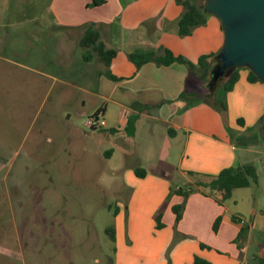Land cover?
I'll return each mask as SVG.
<instances>
[{
    "label": "rangeland",
    "instance_id": "1",
    "mask_svg": "<svg viewBox=\"0 0 264 264\" xmlns=\"http://www.w3.org/2000/svg\"><path fill=\"white\" fill-rule=\"evenodd\" d=\"M60 2L0 0V264H131L136 258L133 253L129 262L127 231L118 241L105 233L117 224L127 228V207L140 182L125 171L143 168L171 189L191 181L178 172L179 153L163 142L164 128L152 140L145 128L134 140L110 134V128L122 124L123 111L86 93L82 69L96 72L102 66L95 57L88 65L81 62L73 43L77 36L57 22L65 8ZM217 89L218 99L207 101H224ZM206 92L204 85L200 93ZM196 100L209 106L198 97L185 99ZM101 106H107L100 117L104 126L91 130L85 124ZM251 141L231 137L238 153ZM257 161L258 184L234 191L223 202L232 211L241 210L248 227L254 216L264 215V163ZM141 188L148 191L134 204L135 218L139 226H148L146 217L153 210L164 214L170 200L150 193L149 186ZM249 252L264 257V217L250 233Z\"/></svg>",
    "mask_w": 264,
    "mask_h": 264
},
{
    "label": "crops",
    "instance_id": "2",
    "mask_svg": "<svg viewBox=\"0 0 264 264\" xmlns=\"http://www.w3.org/2000/svg\"><path fill=\"white\" fill-rule=\"evenodd\" d=\"M63 1L65 8L58 12L57 22L64 26V31L77 36L73 43L81 51V62L89 64L79 47L87 25L99 32L100 41L107 49L116 50L109 66L116 81L100 75L103 67L96 72L85 67L81 72L82 79L88 82V95L111 102L123 111L122 124L109 130L112 136L118 135L119 140H134L145 128L146 137L152 140L158 129L164 128L163 142L179 153L178 172L183 176L188 172L215 176L225 168L249 163L255 166L257 160L264 163V145L256 139L258 122L264 116V84L250 81L248 70L239 69L233 88L224 94L226 110L218 112L198 100L179 99L183 91L189 96L204 87L205 81L201 80L202 74L197 67L190 72L185 65L178 63L166 67L148 63L136 69L127 58L135 51L163 49L195 65L201 56L218 53L222 46L223 33L217 19L207 16L204 26L194 29L189 36L180 37L177 20L182 7L176 0H104L96 7L88 6L92 0H75L74 4L61 0L59 5ZM223 82L218 87L221 88ZM98 109L103 111V116L107 106ZM130 115H138V120L134 135L127 137L123 128ZM232 134L251 139L252 146L242 148L238 153L239 149L231 143ZM148 140L147 143L151 144ZM164 150L167 154V148ZM112 155L113 151L107 154L108 157ZM249 157L252 162L244 160ZM134 169L130 167L125 171V174L130 172L133 181L140 182L127 207V228L120 224L115 228V241L122 239L123 231L130 235L129 262L133 253L136 258L131 264H194L195 258L209 264H256L254 258L257 256L249 252V239L257 219L261 220L263 214L258 218L254 216L253 224L248 227L241 210L232 211L224 203L220 205L200 193L189 195L185 201L181 196L171 195L164 214L155 210L150 213V210V221L146 217L148 226H139L134 204L148 191L145 192L142 185L152 188L150 193L154 195L160 192L159 198L163 201L168 197L170 185L143 168L140 169L144 170V176L139 178ZM231 198L232 195L228 200ZM233 200L231 202L237 208L238 201ZM181 202L184 203L183 212L180 220L175 222L172 207ZM157 214L160 215V228H156ZM121 217L122 213H118L117 221ZM217 217L223 220L214 233L212 225ZM232 218L240 223H233ZM241 225L247 226L244 239H238Z\"/></svg>",
    "mask_w": 264,
    "mask_h": 264
},
{
    "label": "trees",
    "instance_id": "3",
    "mask_svg": "<svg viewBox=\"0 0 264 264\" xmlns=\"http://www.w3.org/2000/svg\"><path fill=\"white\" fill-rule=\"evenodd\" d=\"M104 0H92L88 5L90 7H96L103 4ZM176 2L182 7V11L177 20L178 26V35L180 37L189 36L194 29L204 26L206 24L207 15H205L202 11V1L201 3H193L189 0H176ZM79 47L84 52V60L89 61L92 57H95L96 61L102 65L103 69L100 72V75L104 76L107 80L116 81L117 78L114 77L109 71V66L112 58L116 55L115 49H107L100 41L99 32L94 29L91 25H87L85 30L79 40ZM91 54L88 55V52ZM86 55V56H85ZM88 55V56H87ZM217 53H213L210 55L201 56L197 63L194 65L193 63L187 61L183 57L174 56L168 50H160V51H135L129 53L127 58L130 63L134 65L136 69L141 68L143 65L152 63L156 66H169L174 63L185 65L188 70L191 72L193 68L197 67L201 72V80L205 81V87L207 92L203 94L200 92H195L193 95H187L186 91H183L179 99L185 100L187 97H195L199 98V100L207 102L212 108L217 110L218 112H224L226 110V105L224 101H220L218 104L211 105L209 101L206 99L208 97L213 96L216 100L219 97V93H216L218 88V84L223 81L224 78L219 79L216 85L213 88L208 87V83L210 81V72L215 65V57ZM246 69V68H243ZM247 70V69H246ZM239 69H235L228 77L225 78L221 89L223 94L231 91L235 82L237 81ZM249 72V71H248ZM248 78L250 81H258L260 82L255 75L249 72ZM199 102V101H198ZM202 103V102H199ZM216 103V102H215ZM189 107V106H187ZM102 110L98 109L93 113L90 119L93 120V125L90 127L91 130H100V126L98 125V121L102 116ZM138 120V115H130L127 118L126 125L123 128V133L127 137H132L135 132V124ZM264 121V116L260 119L257 125V129ZM256 129V139L257 141L264 145V143L259 139L258 131ZM247 139L248 138H241ZM252 142V141H251ZM134 173L139 178L144 176V170L140 168H135ZM188 178L190 179V184L185 188H176L169 189L168 197L171 195H178L183 197L184 201L188 198L189 195L193 193H200L212 200L216 203L222 205L225 200H228L232 192L236 189L249 188L250 186H256L258 184V177L256 174V170L253 164H243L236 168H225L220 173L215 176H207L201 175L197 173L188 172ZM183 204L175 205L172 207V211L175 215V222H178L181 218L183 212ZM160 215L157 214L155 216V220L157 223L156 228H160L161 225L158 223L160 220ZM223 218L217 217L212 225V231L214 233L217 232ZM233 223L239 224L240 222L235 220V218L231 219ZM105 233L109 235L112 241H115V230L114 227H109L105 230ZM247 233V226L241 225L240 231L238 232V239H244ZM256 264H264V259L255 257ZM194 264H209L205 261L195 258Z\"/></svg>",
    "mask_w": 264,
    "mask_h": 264
},
{
    "label": "water",
    "instance_id": "4",
    "mask_svg": "<svg viewBox=\"0 0 264 264\" xmlns=\"http://www.w3.org/2000/svg\"><path fill=\"white\" fill-rule=\"evenodd\" d=\"M202 11L218 20L223 33L208 87L242 68L264 84V0H203ZM258 136L264 143V121Z\"/></svg>",
    "mask_w": 264,
    "mask_h": 264
},
{
    "label": "built area",
    "instance_id": "5",
    "mask_svg": "<svg viewBox=\"0 0 264 264\" xmlns=\"http://www.w3.org/2000/svg\"><path fill=\"white\" fill-rule=\"evenodd\" d=\"M86 126H88L89 128L93 125V120L92 119H88L87 120V122H86V124H85ZM98 125L100 126V127H102V126H104V123L101 121V120H99L98 121Z\"/></svg>",
    "mask_w": 264,
    "mask_h": 264
}]
</instances>
